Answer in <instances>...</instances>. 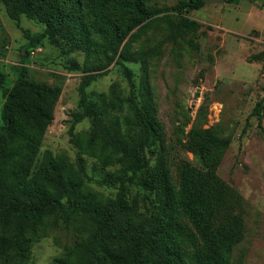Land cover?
<instances>
[{"label": "trees", "instance_id": "obj_1", "mask_svg": "<svg viewBox=\"0 0 264 264\" xmlns=\"http://www.w3.org/2000/svg\"><path fill=\"white\" fill-rule=\"evenodd\" d=\"M3 3L12 19L25 16L45 25L43 32L29 38L23 58L49 41L72 52L99 54L108 65L117 56L119 65L135 61L142 77L139 84L130 80L126 97L114 88L110 97H91L86 84L80 112L72 116L75 123L89 119L92 124L73 143L104 169L116 168L102 182L119 185L110 197L89 187L91 177L81 157L72 161L42 152L61 89L30 81L24 67L7 89V76L0 69L5 99L0 127V264H30L33 246L58 231L67 234V242L55 237L63 252L53 264H233L245 233L243 197L217 175L231 139L220 125L205 128L207 111L200 110L188 134L198 165L184 162L174 181L159 146L161 129L147 75V63L157 48L141 47L135 56L130 51L132 40L157 22L171 29L168 41L198 32L202 25L184 14L204 8L203 0H182L160 9L149 0ZM175 13L182 16L178 24L170 20ZM253 59L264 61V51ZM109 107L126 111L123 125L103 117ZM263 114L264 98L253 111L259 118Z\"/></svg>", "mask_w": 264, "mask_h": 264}, {"label": "rangeland", "instance_id": "obj_2", "mask_svg": "<svg viewBox=\"0 0 264 264\" xmlns=\"http://www.w3.org/2000/svg\"><path fill=\"white\" fill-rule=\"evenodd\" d=\"M180 1L149 0L159 9ZM263 4L264 0H242L239 4L206 5L184 14L202 25L198 32L168 41L171 29L157 22L132 40L130 50L135 56L141 47L157 48V55L147 63V75L161 129L159 146L174 181L184 162L198 165L188 145V134L200 110L207 111L205 128L220 125L231 139L217 175L243 197L245 233L233 264H264V114L262 118L253 115L264 98V61L253 59L264 51ZM170 15L174 24L181 21L182 16ZM44 30V24L25 16L12 19L0 0V69L7 76L6 88L13 87L22 67L30 81L59 87L61 96L42 152L66 155L72 161L81 157L91 177L89 187L115 197L119 185L102 182L116 168L104 169L98 159L83 154L73 143L76 136L89 132L92 124L89 119L75 123L72 116L80 112L83 86L88 84V94L98 99L110 97L113 88L126 97L130 80H141V65L135 61L119 65V56L108 65L99 54L72 52L49 41L29 56L24 53L23 58L29 38ZM4 100L0 93V127ZM115 110L109 107L103 117L123 125L126 111ZM55 237L62 244L67 242L63 231L40 240L32 248L30 264H53L63 252Z\"/></svg>", "mask_w": 264, "mask_h": 264}, {"label": "water", "instance_id": "obj_3", "mask_svg": "<svg viewBox=\"0 0 264 264\" xmlns=\"http://www.w3.org/2000/svg\"><path fill=\"white\" fill-rule=\"evenodd\" d=\"M203 2L206 5H209V4L224 5V4H226V0H203ZM257 36H260V34H258Z\"/></svg>", "mask_w": 264, "mask_h": 264}]
</instances>
